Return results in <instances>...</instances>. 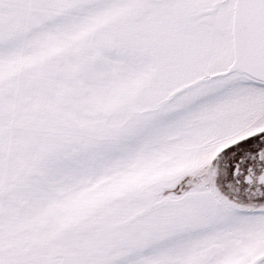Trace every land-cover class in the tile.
I'll return each mask as SVG.
<instances>
[{
	"label": "snow or ice",
	"instance_id": "1",
	"mask_svg": "<svg viewBox=\"0 0 264 264\" xmlns=\"http://www.w3.org/2000/svg\"><path fill=\"white\" fill-rule=\"evenodd\" d=\"M0 264H264V0H0Z\"/></svg>",
	"mask_w": 264,
	"mask_h": 264
}]
</instances>
